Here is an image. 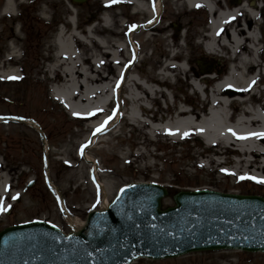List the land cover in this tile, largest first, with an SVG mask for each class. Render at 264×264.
Returning a JSON list of instances; mask_svg holds the SVG:
<instances>
[{"label": "rangeland", "instance_id": "rangeland-1", "mask_svg": "<svg viewBox=\"0 0 264 264\" xmlns=\"http://www.w3.org/2000/svg\"><path fill=\"white\" fill-rule=\"evenodd\" d=\"M139 1L142 8L121 0H88L81 5L69 0H13L14 15L3 16L6 0H0L1 73L12 74L0 79V192L5 194L0 205L7 206L0 213V231L46 221L65 234L75 233L89 212L101 210L105 198L110 203L121 186L132 182L168 188L162 210L174 205L173 195L179 190L207 189L264 198V184L256 182L264 178L257 166L258 162L264 165V158L245 152L251 140L230 138L228 143L206 146L195 130L171 138L177 129L169 126L180 109L187 115L194 112L196 120H201L200 111H190L184 98L197 104L198 110L206 104L207 118L221 108L212 98H226L227 105L218 114L223 127L233 126L242 115L264 117V45L259 26L263 11L257 7L261 0H211L216 4L215 16L219 11L235 13L214 35L209 28L211 18L200 3L188 9L184 0H162L166 12L159 24L147 30L156 0ZM247 9L258 17L251 18ZM130 21L140 28L132 35L140 46L137 64L128 74L136 58L128 44ZM60 25L66 34L74 29L79 36L69 41L78 53L76 60L56 59L54 41ZM208 42L212 54L204 50ZM10 50L15 58L6 60ZM200 52L229 65L222 66V78L230 77L228 85L218 93L214 88L219 77L213 65L204 64L202 74L199 67L191 70L187 65L190 56L192 62ZM205 79L214 81V86ZM194 87L203 93L193 95ZM180 89L186 96L177 94ZM53 90L68 100L70 110L84 105L81 99L90 105L107 103L105 110L91 117L98 119L94 126L103 120L102 124L93 128L86 124L89 118L71 116L52 96ZM119 99L127 101L121 103L120 116ZM254 125H234L231 135L246 137ZM33 126L42 131L44 144ZM197 132L205 133V127ZM252 145L258 149L259 145ZM157 146L167 148L166 154L157 153ZM82 154L95 164L85 162ZM46 162L50 183L45 177ZM131 264H264V254L196 252Z\"/></svg>", "mask_w": 264, "mask_h": 264}, {"label": "water", "instance_id": "water-1", "mask_svg": "<svg viewBox=\"0 0 264 264\" xmlns=\"http://www.w3.org/2000/svg\"><path fill=\"white\" fill-rule=\"evenodd\" d=\"M87 0H71L81 4ZM167 191L154 183L123 186L107 211L88 215L66 237L42 221L0 231V264H130L218 250L264 253V199L210 190Z\"/></svg>", "mask_w": 264, "mask_h": 264}, {"label": "bare ground", "instance_id": "bare-ground-1", "mask_svg": "<svg viewBox=\"0 0 264 264\" xmlns=\"http://www.w3.org/2000/svg\"><path fill=\"white\" fill-rule=\"evenodd\" d=\"M125 1L132 3L133 5H135V7L142 8L141 2L137 0H125ZM184 2L188 9H194L196 7V4L199 2H203L206 5L207 9H209V14L211 16L209 28L211 29L210 31L213 33V35L217 33V31L221 28V26L224 24L225 21H228L230 18L235 17V13L233 12L223 13L224 11H219V13L215 16V13L217 11V8L215 7L216 6L215 1L212 2L211 0H184ZM67 5L69 9L71 10V12L74 13L75 12L74 8L70 6L68 3ZM159 12H160V2L157 1L155 4V18L159 15ZM247 12L250 15V17L253 19H255V17L257 16L254 13H251L250 10L248 9H247ZM2 15L3 16H10V15L13 16L14 15V5L11 0H6V6L4 10L2 11ZM73 19L74 18H70L69 20H73ZM76 34H77L76 30L74 31V29L69 34H66V33L64 34V30L62 29V27L59 29L58 34L56 35V38L54 41V45L56 46L55 54H56V59L58 62H65V61L78 59V53L76 49L69 42L71 39H74L75 36H78V34L77 35ZM209 36L212 37V34H209ZM248 37H251L249 32H248ZM207 44L208 45L204 46V49L211 52L209 48V44H212V43L208 42ZM120 52L121 51L118 50V53ZM10 77H12V74L10 73H4V72L0 73V79L10 78ZM229 78L228 77H224V78L221 77V79L219 78L216 81L218 84L216 83L217 85L215 86L214 91L218 93L223 87L227 86L228 85L227 79ZM213 82L214 81L207 82V83H210L213 85ZM84 92L89 93L88 90H85ZM52 95L57 101L61 102L62 104H66V102H68V100H66L65 97L58 92H54L52 93ZM82 95H84V93ZM72 98L73 97H70V99ZM80 101H84L85 104L78 105L77 109H71V111L69 112L71 116L75 117L78 114L79 115H90V114L92 115L93 112L95 111L106 109L105 107L100 106V105H96V104L90 105L89 102L85 99H81ZM215 101L221 103L220 105L221 108L218 110V112H215L213 114L211 113L212 112L211 111L208 114L207 119L201 118L199 122L197 120H193V117H191L190 115H187L185 113L186 111H181V109L178 110L176 114L177 115L176 120L172 123V125H169L172 128L177 129V131H172L171 138L177 139L178 136L180 135L188 134L193 130L197 131V129L203 125L205 127V133L197 134V136L204 142L206 146H213L214 144L219 143V142L228 143L230 138L236 141L248 139V140H251V146L249 147V149H246L245 152H249V153L255 152L256 158L258 159L262 157L264 158V136L254 135L256 133H264V117L262 115H258L256 119H252L253 114L250 115V117L248 118H246L245 115L238 117L234 125L236 126L241 125L243 128H248L255 124L254 130L252 134H248L246 135V137L242 135L232 136L231 127H236V126L233 125L231 127H223L221 125L222 120L218 116V114L221 113L222 109L224 111V108L227 105V99L224 97H218L217 99L213 97L212 102L214 103ZM179 114L180 115L183 114V115L180 116ZM221 116H223V113ZM159 128H162V127H159ZM252 143L259 145L258 149H256V147L253 146ZM257 166L258 168H260L261 171L264 172V165H262L261 162H258ZM262 180H264V178ZM4 195L5 194H1L0 192V201H1V196L3 197ZM108 205H109V200L105 198L101 205L102 206L101 210H105L108 207ZM6 208H7L6 205H3V206L0 205V213H2V211ZM68 219L70 221L72 220L69 217Z\"/></svg>", "mask_w": 264, "mask_h": 264}, {"label": "trees", "instance_id": "trees-1", "mask_svg": "<svg viewBox=\"0 0 264 264\" xmlns=\"http://www.w3.org/2000/svg\"><path fill=\"white\" fill-rule=\"evenodd\" d=\"M262 11L263 12H261L260 13V15H261V18H262V20H263V22L260 24V28H261V44L262 45H264L263 43H264V0H263V8H262ZM176 41V40H175ZM191 57H192V55L190 56V59H189V61H187V65L190 67V69L192 70V67H196L197 69H198V67H199V70H200V74H201V70H202V68H201V66H200V64H199V62L200 61H206L205 63H207V66H211V65H213L214 66V73L216 74V75H218V76H221V75H223V65L226 67V64H223V62H221L220 64H219V61L218 60H212V59H209V57H207V56H205L204 55V53L203 52H200L199 53V58H197V59H194L192 62H191ZM178 61L180 60V59H177ZM190 62V63H189ZM225 72V71H224ZM217 76V77H218ZM201 77V76H200ZM176 80L179 82V84H182L179 80V78L177 79L176 78ZM207 82H209V81H207ZM207 82H205L206 84H210V83H207ZM170 88V87H169ZM171 89V88H170ZM167 90H169L168 88H167ZM177 94L179 95V96H181V97H184V96H186V94H187V92L186 91H183V89H180L179 91H177ZM175 96H176V94H174ZM193 95H195V96H197V93L195 92V91H193ZM192 95V96H193ZM177 97V96H176ZM123 102H125V101H123ZM184 104H186L188 107H191L192 108V110H194V111H200V112H204L205 111V107H202L201 108V110H198L197 108H198V105L197 104H192V103H190L189 102V100H187L186 98H184L183 99V101H182ZM195 103H196V100H195ZM169 114H171V112H169ZM155 151L157 152V153H161V152H163V153H165L166 154V151H167V148H160L159 146H157V148L155 149Z\"/></svg>", "mask_w": 264, "mask_h": 264}, {"label": "snow or ice", "instance_id": "snow-or-ice-1", "mask_svg": "<svg viewBox=\"0 0 264 264\" xmlns=\"http://www.w3.org/2000/svg\"><path fill=\"white\" fill-rule=\"evenodd\" d=\"M114 2H115V0H114ZM14 79V78H13ZM97 131H99V129L97 130ZM234 134V133H233ZM185 135H187V134H185ZM254 135H257V136H264V133H256V134H254ZM241 179H255V178H251V177H241ZM256 182L257 183H262V184H264V180H256Z\"/></svg>", "mask_w": 264, "mask_h": 264}, {"label": "flooded vegetation", "instance_id": "flooded-vegetation-1", "mask_svg": "<svg viewBox=\"0 0 264 264\" xmlns=\"http://www.w3.org/2000/svg\"><path fill=\"white\" fill-rule=\"evenodd\" d=\"M147 1H148V2H151L152 0H147ZM156 1H157V0H156ZM156 1H155V2H156ZM162 3H163V2H162Z\"/></svg>", "mask_w": 264, "mask_h": 264}]
</instances>
